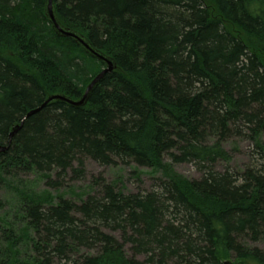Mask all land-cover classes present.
I'll use <instances>...</instances> for the list:
<instances>
[{
    "label": "trees",
    "instance_id": "16d2710c",
    "mask_svg": "<svg viewBox=\"0 0 264 264\" xmlns=\"http://www.w3.org/2000/svg\"><path fill=\"white\" fill-rule=\"evenodd\" d=\"M54 4L116 68L86 105L27 116L51 94L81 97L105 64L57 34L46 0H0V145L21 125L0 154V191L18 205L11 221L0 195V264H264V0ZM236 138L252 143V164L217 169ZM87 158L166 179L147 193L105 183L79 204L25 179L83 178ZM184 162L201 176L179 174Z\"/></svg>",
    "mask_w": 264,
    "mask_h": 264
},
{
    "label": "rangeland",
    "instance_id": "374dc122",
    "mask_svg": "<svg viewBox=\"0 0 264 264\" xmlns=\"http://www.w3.org/2000/svg\"><path fill=\"white\" fill-rule=\"evenodd\" d=\"M225 148L232 154V159L229 163L220 162L217 165V169L223 170L225 167H229L232 171L242 172L248 165L252 164V143L248 139L236 138L227 141ZM175 170L188 178L201 176V171L198 167L190 162L176 164ZM51 178L57 181L56 173L52 174ZM62 178L64 179L59 183L60 185L52 186L45 177L37 173L25 176L29 185L39 195H53L56 201H58L59 197H64L78 204L89 195L100 194L105 183L114 184L118 190L126 194L147 193L158 189L161 180L165 176L161 171H155L150 167L138 166L133 162L101 165L87 158L85 160V175L83 178L73 177L71 171H68ZM0 195L5 202V209L2 214L3 216L9 214L11 220L14 218L18 206L16 194L3 187ZM260 245L264 247L263 243ZM126 250L129 254L131 253L129 246H126ZM84 252H87V250L82 248L79 253L82 254Z\"/></svg>",
    "mask_w": 264,
    "mask_h": 264
},
{
    "label": "water",
    "instance_id": "95a60500",
    "mask_svg": "<svg viewBox=\"0 0 264 264\" xmlns=\"http://www.w3.org/2000/svg\"><path fill=\"white\" fill-rule=\"evenodd\" d=\"M45 12L47 17L49 18L54 30L57 32L58 35L64 36V37H70L73 38L79 45H81L89 54L94 56L95 58L99 59L105 64V67L90 81V83L87 85L83 95L79 98H73L71 96H68L63 93H54L47 97V99L44 101V103L37 107L36 109L30 111L27 116H30L32 113L39 111L46 105H48L50 102L55 100H61L65 101L71 105L74 106H84L87 104L88 99L90 97V94L92 93L95 86L104 78V76L115 70L116 68V62L113 58L110 56L104 54L100 50L93 47V45L90 43V41L83 36L82 34L69 29L65 28L59 21L57 14H56V8L54 4V0H46L45 5ZM21 125H17L14 127L12 132L10 133V140L8 142V145H0V154L5 152L9 145L11 144V140L13 135L18 131Z\"/></svg>",
    "mask_w": 264,
    "mask_h": 264
}]
</instances>
